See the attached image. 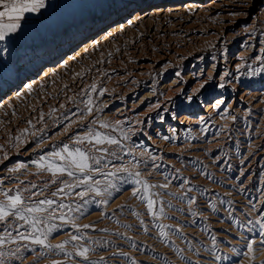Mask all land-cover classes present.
Masks as SVG:
<instances>
[{
    "label": "rangeland",
    "instance_id": "1",
    "mask_svg": "<svg viewBox=\"0 0 264 264\" xmlns=\"http://www.w3.org/2000/svg\"><path fill=\"white\" fill-rule=\"evenodd\" d=\"M141 1L45 0L44 9L27 14L21 28L0 41V187L14 190L20 181L40 184L50 180L47 174L35 175L37 169L32 162L41 154L64 143L72 145L71 137L83 134L93 119L107 121L113 127L119 121L127 134L122 140L124 147L130 148L137 160L145 154L138 169L144 173L143 178L169 185L163 201L170 206L165 207L166 217L153 219L146 205L133 196L139 186L126 176L117 179L106 203L93 196L77 213L78 224L94 225L84 230L98 242L90 259L103 257L106 264H264V104L233 115L235 121L230 115L190 136L172 138L164 152L147 149L149 138L156 136L159 126L173 124L175 117L186 110L197 112L203 104L226 94L232 101L237 86L264 87V56L254 62L264 49V18L246 28L254 49H245L243 66L236 75L230 60L239 52L241 39L236 34L228 41L220 40L219 13L210 15L204 4L192 0L194 4L173 16L168 12L169 5L148 3L139 16L132 17L136 3ZM114 22L121 26L104 36L97 35ZM88 37L91 42L77 50ZM168 49L175 57L172 68L162 72L167 62L160 65L158 59ZM66 54L71 55L66 59ZM145 57L156 60V65L133 78L136 64ZM46 64L52 65L51 71L42 74L40 69ZM174 72L180 74L182 89L166 108L162 105L166 93L159 88L172 79ZM206 72L216 80L222 72L229 78L223 80L221 93H217L216 82L213 88L208 85L193 94L192 102H188L186 96L192 88L187 76ZM93 83L98 89H107L103 96L91 94L102 110L94 109L93 116L82 120L79 113L86 97L82 90ZM146 89L158 93L148 101L153 113L143 118L148 102H139ZM160 99L163 101L158 104ZM122 106L133 109V114L118 112ZM68 124L71 127L66 130ZM22 134L26 139L17 141L15 137ZM123 159L132 157L125 155ZM17 164L27 167L12 171ZM161 224L171 226L167 240H161L158 234ZM57 225L50 237L53 245L68 240L69 233L74 232L70 225ZM250 241L254 242L253 260L245 255ZM67 250H73L71 245ZM38 254L39 260H34ZM22 255L23 260L12 258L9 264H51L53 259L63 264H69V259L85 264L78 257L66 258L60 252L38 247Z\"/></svg>",
    "mask_w": 264,
    "mask_h": 264
},
{
    "label": "snow or ice",
    "instance_id": "2",
    "mask_svg": "<svg viewBox=\"0 0 264 264\" xmlns=\"http://www.w3.org/2000/svg\"><path fill=\"white\" fill-rule=\"evenodd\" d=\"M0 8L3 9L0 11V41H4L8 35L16 33L21 28V21L26 19L27 14L39 13L44 9L45 0H0ZM260 51L264 53V49ZM206 82H202L200 87L204 88ZM219 87L224 85L220 84ZM106 91L104 87L98 89L96 83L82 90L86 93L83 100L84 108L79 113L82 120L93 116L94 109L96 112L102 110L100 105L94 103L91 94L103 96ZM186 99L192 102L193 96L188 95ZM222 103L217 101L214 107L220 110ZM60 107L64 108V105L61 104ZM40 118L44 119L43 113ZM230 118L233 121L236 119L235 116ZM28 123L31 125V121ZM69 127L71 124L66 125V130ZM15 139L21 141L26 137L22 134ZM71 139L72 145L64 143L47 154H41L32 162L37 169L35 175L39 177L47 174L51 177L50 180H44L40 184L20 181V185L14 190H4L0 187V197H2L0 198V264H9L12 258L23 260L24 251H35L37 247L60 252L66 258L78 257L85 264H106L103 257L99 260L90 259V253L95 251L93 245L98 242L88 237L84 230L94 228V225L78 224L77 213L82 211L83 204H87L93 196L101 197V202L106 203L111 190L116 187V180H122L125 176L134 185L139 186L133 191V196L146 205L153 219L166 217L165 207L170 205L167 201H163V197L169 185L153 184L143 178L144 173L138 169L145 154L141 153L140 160H137L134 152L124 147L122 140L127 139V134L120 127L119 121L116 122V127H113L107 121L93 119L83 134H77ZM38 142H42V138H38ZM121 151L123 155L120 154ZM125 155L132 159L124 161ZM115 161L120 163L115 164ZM144 163L147 167V163ZM25 167L27 166L24 164H17L12 171H19ZM156 167L159 168V165ZM148 175H151V172ZM53 185L56 186L55 189L49 192ZM169 195L175 196L176 193ZM57 222L59 226L70 225L74 232L69 233L68 240L53 245L50 243V237L53 231L57 230ZM170 227L159 225L158 234L161 240L169 239L170 233L167 229ZM69 245L72 251L67 250ZM246 247L248 251L245 255L253 260L254 242L250 241ZM39 258V254L33 257L34 260ZM51 264H63V261L53 259ZM69 264L74 262L69 259Z\"/></svg>",
    "mask_w": 264,
    "mask_h": 264
},
{
    "label": "bare ground",
    "instance_id": "3",
    "mask_svg": "<svg viewBox=\"0 0 264 264\" xmlns=\"http://www.w3.org/2000/svg\"><path fill=\"white\" fill-rule=\"evenodd\" d=\"M196 1L199 2V4H204L202 6L203 9H205L210 15H216L218 13L220 14L219 19H220V23L222 25V30H221L220 36H218V34H217V36L220 38V40L228 41V40L234 38L236 34H237L236 36L239 38V40L241 39V46H240L239 52L234 54L230 60L231 64H232V68L234 70V73H236V75H237L239 69L243 66V57L246 54L245 49L246 50L247 49H249V50L254 49L253 40L250 37H247L248 35H246V32L248 31V30L246 31V28L248 25L251 24V26H252L253 24L257 23L259 20L264 18V2H260V0H241L240 3L239 2L238 3L232 2V0H196ZM148 3H154L155 5L157 4L156 6L169 5V6H167V8L170 9V10H168V12H170V14H172V16L176 14L177 10H179L183 7L185 8L187 6L190 7V5L194 4L192 0H142L141 3H136L135 9L132 11L131 16L132 17L139 16L141 14L139 11L140 10L142 11V9H143L142 7L146 6ZM183 3H184V5H183ZM119 26H121V23L114 22L111 25H109L105 30L99 31V33L97 35L98 36H104L107 32H109L110 30L114 29L115 27L117 28ZM90 42H91V39L88 37L83 42H80V44L78 45V48H76V49L77 50L82 49L87 44H89ZM70 55L71 54H66L65 58L67 59ZM263 56H264L263 53L260 52L259 55L257 56V58L258 57L263 58ZM174 57H175V55H172V52L170 51V49H168L166 51V53H164L163 56L162 55L160 56V59L157 58L158 62H159L158 64H160V65L164 62H167V65L163 66L162 68L160 66L162 72H165V71L167 72V71H169L170 68H172L171 63L173 62ZM257 58L254 60V62L259 60ZM176 59H178V58H176ZM139 60L140 61H138V64H136L137 73L133 74L134 75L133 78H137L136 76H140V75L147 73L149 71V69L151 67H153L154 64L156 65V63H157L156 60L153 61V60L146 58V57L144 59H139ZM51 68H52V65L46 64L40 69L41 70L40 72L42 74L47 73V71L50 72ZM210 69H212V68H210ZM193 70H194V66H193ZM191 73H190V75L188 74L189 76H187L188 78H186L188 80L190 79V81H191V88L192 89H191V92L189 94L191 96L193 94L199 93L201 90H204V88L200 87L202 82L207 81L205 83L204 87H206L208 85L212 86V84L216 83V82L219 83V85H220V84H222L223 80L227 76V75H225V72H222L215 77V78H217V80H216V79L212 78L211 72H206L205 75H203V74L199 75V76L197 75L198 77L196 75L192 76ZM172 75H173L172 79L169 82H165L163 84V86L161 88H159V91L161 90L164 93H166V95H164L166 98L165 102H163V104H162V105H165L166 108L171 107L170 103L172 101V98L174 96H176V94H178V92L181 91V89H182V88L181 89L179 88L182 85L181 81H180V74L178 72H174ZM209 78H211V79H209ZM126 80H127V78H126ZM212 88H213V86H212ZM214 88L216 89V87H214ZM237 88H238L237 95H235L233 97L232 101H230L227 98V94H226V95H223V97L218 96V98H216L211 103L203 104L202 107L197 112L186 110V112H183L182 114H179L178 116L175 115L176 117H175L173 124H170V125L168 124V126H166L165 128H163L162 126H159V129L156 131V136H154V135H153L154 137L149 136L150 138H149V144H148L147 149H149L153 152H157V151H161V152L163 151L164 152L166 149V143L170 142L169 140H171L172 138L174 139V138H177V136L192 134L193 132L197 131L199 128L204 127V126L205 127H211L212 125L216 124V122L222 121V119L224 120V117H229L230 115L231 116L237 115V114H240L244 109H251L253 106L257 107V106L264 104V87L262 88L260 86H257V87L252 89V88L244 85L242 87L237 86ZM157 91H158V89H157ZM156 93H158V92L146 89V91L144 92V96H143L142 100H140L141 103L139 102V104L141 105L142 102L145 103L148 101H152L153 99H155ZM217 93H221V87H219V89L217 90ZM223 94H225V93L223 92ZM163 99H164V97H163ZM163 99H160L161 101H159L158 104H161L160 102H162ZM217 101L223 102L221 104L220 110H217L214 107V104ZM147 105L148 106L145 105L146 109L144 110L145 112H143V114H142L143 118H144V116H146L150 112H152L154 109L153 107H151V105H149V102ZM145 106H144V108H145ZM130 107H132L131 104H130ZM156 107L157 106H155V108ZM134 108H136V107H134ZM159 108H161V107H159ZM129 110H130L129 107L122 106L117 111L118 112H124V113L134 112L133 109L130 111ZM135 111H137V110H135ZM162 112H163V110H162ZM131 114H133V113H131ZM135 114H137V113H135ZM140 115H141V113H140ZM166 115H168V114H166ZM163 117H161V118H163ZM229 121H230V119H229ZM148 122H149V120H148Z\"/></svg>",
    "mask_w": 264,
    "mask_h": 264
}]
</instances>
